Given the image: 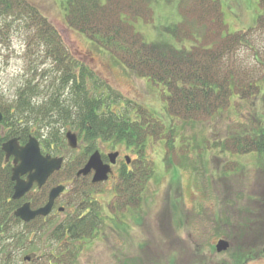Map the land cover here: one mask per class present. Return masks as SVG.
<instances>
[{
    "label": "trees",
    "instance_id": "1",
    "mask_svg": "<svg viewBox=\"0 0 264 264\" xmlns=\"http://www.w3.org/2000/svg\"><path fill=\"white\" fill-rule=\"evenodd\" d=\"M60 1L71 28L137 77L162 86L164 118L111 90L69 51L58 30L28 0H0V44L10 31L23 36L28 74L11 101L0 98V264H15L20 251L36 249L32 238L37 235L53 241L57 249L39 264L72 262L80 241L91 238L105 217L118 218L119 208L131 211L139 206L145 183L154 174L153 162L145 155L146 143L163 142L165 160L168 165L172 161L178 142L174 121H202L236 98L250 102L260 94V121L250 115L241 132L228 129L230 135L216 144L220 152L264 153V73L255 76L256 68H264V48L252 39L257 29L264 36V0H258L260 14L254 27L232 32L219 0H192L198 18L188 27L187 14L180 9L182 0ZM162 2L172 13L177 10L179 21L161 23L164 38L146 40L134 23L140 19L142 24H152L151 10ZM243 50L251 51L253 60L240 58ZM67 130L77 133L83 150L64 161L44 186L12 199L11 162L5 160L1 143L12 137L25 143L32 135L39 139L43 153L55 155L65 146ZM98 141L124 143L135 154L130 165L121 164L113 204L95 199V185L86 176H76ZM60 175L70 181L68 201L76 204L70 213L57 223L50 220L52 214L28 222L14 215L23 200L32 207L44 204L49 187Z\"/></svg>",
    "mask_w": 264,
    "mask_h": 264
},
{
    "label": "rangeland",
    "instance_id": "2",
    "mask_svg": "<svg viewBox=\"0 0 264 264\" xmlns=\"http://www.w3.org/2000/svg\"><path fill=\"white\" fill-rule=\"evenodd\" d=\"M28 1L58 30L69 51L111 90L164 118L161 85L137 77L108 52L71 28L60 0ZM219 2L229 31L254 27L256 16L260 14L258 0ZM191 3L192 0H182L180 7L187 14L184 22L187 27L195 24L198 18V7ZM171 10L164 2L155 4L151 10V17H155L152 24H142L140 19L134 24L146 40H159L164 38V33L159 30L161 23L179 21L177 10L174 13ZM260 32L254 30L252 39L264 48V36ZM168 37L165 39L169 40ZM23 39L20 33L10 31L6 43L0 44V98L3 102L11 101L16 87L28 77ZM245 57L253 60L251 51L240 53V58ZM259 67L256 77L264 73V68ZM260 102V94L250 102L236 98L228 108L211 118L193 123L174 121L178 142L175 153L168 152L172 157L169 165L163 142L146 143L145 155L153 162L154 174L145 183L139 206L131 211L119 208L121 211H116L118 218L105 217V222L91 238L80 241L75 258L69 264H264V153L220 152L216 144L230 135L228 129L233 133L241 132V124L250 115L260 121ZM78 144V148L69 150L65 141V146L55 155L64 156L66 161L83 150L80 140ZM95 148L104 155L120 153L113 174L108 180L93 184L92 191L93 197L102 204H113L117 199L118 167L126 157L134 159L135 154L121 142L98 141ZM54 180L51 186L58 183L66 186L50 218L57 223L76 204L68 201L70 181L64 180L62 175ZM105 208L112 216L110 208ZM32 239L37 248L20 251L15 264L46 262L49 252L57 251L54 242H47L44 236L37 235ZM219 239L229 243L221 252L215 247ZM25 256L30 257L24 259Z\"/></svg>",
    "mask_w": 264,
    "mask_h": 264
},
{
    "label": "water",
    "instance_id": "3",
    "mask_svg": "<svg viewBox=\"0 0 264 264\" xmlns=\"http://www.w3.org/2000/svg\"><path fill=\"white\" fill-rule=\"evenodd\" d=\"M3 114L0 112V122ZM65 140L70 149L78 147V135L72 130L65 132ZM1 149L5 160L11 159L10 179L13 181L12 199L19 200L30 191L33 186L41 188L46 184L49 177L62 167L64 157L44 154L41 151L40 142L35 136H29L28 140L21 144L17 137L4 140ZM118 152H109V162H104L98 149L94 150L87 158L85 164L76 172L77 176L91 174L93 184L104 182L111 173V164L115 163ZM128 159V158H127ZM65 185L52 186L47 195V201L33 208L29 201H23L14 211V215L24 222L36 217H46L52 211L57 198L64 192ZM59 210H62L60 207ZM229 243L225 239H219L215 245L216 250L221 252L227 249ZM24 259H29L25 256Z\"/></svg>",
    "mask_w": 264,
    "mask_h": 264
},
{
    "label": "flooded vegetation",
    "instance_id": "4",
    "mask_svg": "<svg viewBox=\"0 0 264 264\" xmlns=\"http://www.w3.org/2000/svg\"><path fill=\"white\" fill-rule=\"evenodd\" d=\"M119 156H120V153H119V151H118V155L116 156V160H115V163H113V164H111V173L109 174V177L113 174V171H114V168L118 165V158H119ZM101 157H102V159H103V161L104 162H109V158H108V153L106 154V155H104V154H101ZM128 157H126V159L124 160V161H122L121 162V164H123V162L125 163V164H127V165H130V163H131V161H132V159L130 158H128ZM121 164H120V166L118 167V172H119V169H120V167H121ZM118 176V175H117ZM86 177H90V181H91V174L90 175H87ZM93 184V183H92ZM113 189H114V187H113ZM41 206V205H40ZM55 206V205H54ZM54 208V207H53ZM53 210V209H52ZM58 210H59V207H58Z\"/></svg>",
    "mask_w": 264,
    "mask_h": 264
}]
</instances>
